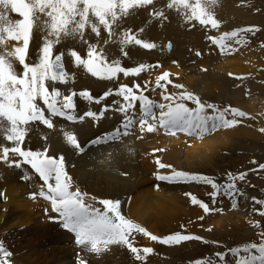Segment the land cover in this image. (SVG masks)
Segmentation results:
<instances>
[{"label":"bare ground","instance_id":"1","mask_svg":"<svg viewBox=\"0 0 264 264\" xmlns=\"http://www.w3.org/2000/svg\"><path fill=\"white\" fill-rule=\"evenodd\" d=\"M155 8L152 4L130 9L129 14L121 17L114 25L116 35L112 37L113 42L104 43V40L108 37L103 29L101 30V38H96L89 30L85 40L93 44L99 43L108 61L120 59L123 67H134L140 63L151 65L146 63H151V59L162 52V42L166 38L175 36L179 42L185 39L181 34L182 27H174L170 24L169 20L173 16L165 14L166 18H158L151 13ZM10 14L9 11L7 15L12 20L20 18L18 14ZM178 15H180L179 19L175 17L174 19L177 22L184 23V16L181 13ZM128 29L131 30L132 34H138V38L154 43L156 47L144 49L140 45L129 44L127 45L129 48L127 50L128 54L118 56L119 53H122L119 44L120 34ZM141 29H143V32H140ZM219 32H222V30ZM42 35V33L36 32V36L42 37ZM14 43L9 42L8 48L11 49ZM62 43L68 45V48L77 45L82 54H86V46L77 41L67 39ZM173 48V51L178 50L181 57L185 54L183 48L179 47L177 43ZM168 50H171V48ZM246 50L247 47H244L238 54L232 56L230 50L226 48L221 57V59L225 58L222 62L212 64V66L208 64L207 60L201 62L204 63V66H210V73L215 79L213 85L210 81L195 76L194 74L197 72L190 64L181 68L178 65L169 63L167 70L179 74V78L173 82L172 89H176L175 84L184 85L183 89L186 88L191 93L195 91L194 94L200 96L203 103L211 104L209 99L221 96L216 95L212 87L220 89L221 93L223 91V87L216 85V82L219 84L220 80L225 79V76L220 74L221 71L246 74V70H249L245 68L246 63L243 59H246L247 54H250V56L252 54L253 57L255 53L253 49L249 52ZM240 54H243V56ZM135 55H138V60L133 58ZM64 61L65 70L70 74H74V79L70 80L69 83H56V87L64 95H69L71 92L78 94L82 90H89L94 98L99 99L109 90L111 92L114 90V93H116L120 85H128L137 90L133 84L141 83L140 75L143 71L135 76L118 73L116 78L108 80L94 77L85 68L76 67L67 54ZM14 63L17 71H22L19 63ZM254 69L251 70L254 71ZM144 72L147 73H144L146 75H151L152 79L158 76L153 67L146 68ZM111 82L114 83L107 86ZM149 83L154 85L150 81ZM166 86L169 85L166 84ZM49 87L51 89V85ZM166 91L173 93L168 88H166ZM151 92L150 96L156 98L154 101L157 105L153 110L158 113V105L166 103L162 96L165 89L161 90L158 87V89L151 90ZM230 99L236 101V98L233 99L232 97ZM249 99V103L246 105L249 104L251 109L258 104L263 105L260 101L261 98L257 96V92L254 90H252ZM123 101V97L113 94V92L102 99L99 104L95 103V100L88 101L77 95L75 100V114L77 116L83 115L88 110L99 114L107 106V111L104 112L103 117L99 120L85 117L83 121L77 120L75 122L69 121L65 117H53V128L37 121L38 126L33 124L28 126V134L24 145L26 149L32 151L47 150V154L54 157L62 154L65 158V166L68 169L72 167L81 183L85 184L88 189L103 198L113 197L114 200H120V211L126 218L140 224L153 235L159 237L178 231L184 234L199 235L197 231H204L207 227L205 224L208 221L214 227L215 233H223L221 221L227 223L232 231L237 232L239 228L247 227V223L255 220L257 212H254L251 206L250 198L253 195L251 190H243L245 193L242 196L243 201L240 199H238V202L237 199L229 201L223 195H218L215 198L210 197L209 194L214 189L208 184L196 181H160L157 179V174L170 175L172 168H174L179 171L213 177L218 183L228 181L227 173H240V166H245V162L248 163L252 159L249 156L256 155L253 151H257L258 141L261 138L258 129L264 128V107L256 112L251 111L252 119H247L243 123L223 131L217 128L213 129L209 125L207 129L193 128L189 131L173 129L172 131L175 134H172V132H168V130L159 126H157V130L151 132L141 129L139 126L141 105L140 107L137 105L134 110L129 111L128 115L132 116L134 121L128 129H124L122 125L126 119L125 114L117 110ZM103 103L104 106H102ZM186 103L189 107H196L191 100L186 101ZM228 118H232L230 114ZM116 129H120V134L116 132ZM65 131L74 133L83 149L89 151L85 155L82 153L83 156H81L80 151L66 143L63 135ZM125 131L128 132L127 135L124 134ZM207 133L212 135L205 138ZM191 135L194 137H191ZM1 139L0 144H6ZM94 140L97 142L92 143ZM245 147L255 149L252 150V155L240 151ZM158 154L164 156L161 163L171 165L172 168L162 169L157 166ZM19 159L22 160L23 158ZM232 167H234L233 171ZM248 174L252 175L254 172ZM260 174L264 176V172ZM23 175H27L26 181L22 180ZM38 182L41 186L42 180L31 165L22 163V166L16 167L0 161V242H3L7 251L13 249L15 252L14 260L8 259L10 264H79L81 258L85 259L87 264H188V262H193L208 252L204 246L193 249L191 244L194 240L183 242L180 245H167L153 241L143 233L134 232L130 237L134 246L154 249L153 253L147 254L146 260L138 261L127 246L123 244H111L98 253L92 252L90 245L79 244L77 234L62 225L61 228L69 232L71 236L63 233V238H59L50 247L42 248L38 254L37 236L30 228L34 224H39L38 213L31 209L32 204L22 198L19 190L20 188L23 191L26 185L37 184ZM32 191H35V188H32ZM38 193L36 198L42 200V205L48 211L52 210L50 201L40 197ZM189 193L207 203L210 211L205 213L202 207L193 204L190 195H188ZM96 200L88 197L86 203H93L94 207L102 209V205L96 206ZM247 200L250 201V204ZM4 206L8 208L7 212L1 210ZM26 206H29V209ZM51 214H53V222L61 224L58 221L61 218L56 216L57 213L52 210ZM200 217H203V219H200ZM19 225L27 228L22 232H17L14 227ZM19 235H21L20 238H18ZM24 240H26V243H23Z\"/></svg>","mask_w":264,"mask_h":264},{"label":"snow or ice","instance_id":"2","mask_svg":"<svg viewBox=\"0 0 264 264\" xmlns=\"http://www.w3.org/2000/svg\"><path fill=\"white\" fill-rule=\"evenodd\" d=\"M154 0H0V138L6 144H0V161L10 166L20 167L22 163L31 165L35 173L42 180L38 195L51 203L53 212L58 213L63 220V226L70 228L77 234V242L81 245H90L92 252H100L111 244H123L134 254L138 261L146 260L147 254L154 252L150 247L139 248L130 240L132 234L143 233L153 241L167 245H180L183 242L199 240L209 243L203 237L194 234L175 232L164 237L153 235L146 228L126 218L120 211L121 201L116 199H102L99 203L103 208H96L91 203H86L88 193L82 192L78 187L73 189L72 178L65 166L64 156L54 157L45 151H32L26 149L24 142L28 134V126L33 122H42L49 128H53V117H65L69 121H83L85 117L99 120L107 111V106L99 114L91 110L83 115L75 114L76 104L74 97H80L99 104L102 99L112 94L111 90L97 99L89 90L80 93L71 92L64 95L56 83H69L74 79V74L65 70V52L54 55V48L62 41L71 39L86 46V54L82 56L76 47H70L67 55L73 60L76 67H84L91 75L101 79H114L118 73L124 75H139L146 68L153 67L143 63L134 67H123L120 59L108 61L106 54L99 43L93 44L85 40V33L89 31L96 38H101V30L107 33L104 43H110L116 35L114 25L117 21L129 14L130 9L152 5ZM218 0H169L167 8L176 9L187 22L198 21L201 25H211L217 28L221 23L214 13V6ZM19 15V19L12 20L8 12ZM152 15L158 18H166L164 11L154 10ZM259 29L254 27L239 28L224 33L220 38H211L218 44L221 51L231 48L226 40H235L236 43H246L242 35L245 32H254ZM34 32L42 33L41 43L36 49V59L29 60L30 42L34 38ZM143 32V29L140 30ZM9 42H15L11 49ZM119 44L121 52L127 55L124 48L129 44L140 45L144 49H153L154 43L146 42L138 38V34H132L131 30H125L120 34ZM199 54V53H197ZM14 62H18L22 71L18 72ZM170 73L165 71L156 78V85L164 88L162 93L164 101L158 105L159 112L153 109L156 102L144 95L143 90L137 94L128 85H120L116 95L123 97L124 103L117 110L125 114V122L122 127L128 129L134 118L128 115L135 109L136 102L141 105L139 126L147 131L157 130V125L172 134V130L189 131L193 128H232L241 121L238 117L248 114L238 108L227 107L220 109L214 104H205L200 97L189 91L168 93L166 81L171 84ZM51 85V89L49 87ZM177 89H183L184 85L175 84ZM140 88L139 84L135 85ZM191 100L196 107H189L186 101ZM213 109L212 114L207 110ZM47 113V115H46ZM229 114L232 118H228ZM120 129H116L119 132ZM264 131V129H261ZM128 134L127 131L124 132ZM66 143L80 152L83 147L78 142L77 136L69 131L63 133ZM94 140L92 143H96ZM11 146H8V145ZM19 158H23L22 160ZM254 162V161H253ZM160 168H172L171 165L156 161ZM264 169V164L259 165ZM228 181L218 183L213 177L202 174L179 171L172 168L170 175L157 174L160 181L188 182L196 181L210 185L214 191L209 195L212 198L218 195H226L233 199L245 195L237 186V181H243L246 172L238 174L227 173ZM37 193H33L35 198ZM191 202L203 208L205 213L210 211L209 205L189 193ZM260 208H253L260 216H264V199L252 197ZM92 200H96L92 197ZM235 206V205H234ZM203 219V217H200ZM259 227V221H252ZM259 242H247L228 248L224 252H216L213 256L197 259L190 264H228L229 257L235 258L234 264H264V232L260 233ZM217 243V242H213ZM11 255L0 242V264H10L8 257ZM79 264H87L83 258Z\"/></svg>","mask_w":264,"mask_h":264},{"label":"rangeland","instance_id":"3","mask_svg":"<svg viewBox=\"0 0 264 264\" xmlns=\"http://www.w3.org/2000/svg\"><path fill=\"white\" fill-rule=\"evenodd\" d=\"M159 1H161V2L159 3ZM168 2H169V0H155L153 5H154V7H156L155 10L156 9L161 10L163 8L162 10L164 11V14L173 16V18H171L169 20L170 24H172L174 27H177V26L182 27L181 34L184 36L185 39L182 42H179V40H176L175 36H170V37L166 38L162 42V52L160 54H158L156 57H153L151 59V63L149 62L146 64L153 65L154 71L156 73H158V76L162 75V73L165 71L170 73L169 79L172 81V83L168 84L169 86L166 88H168L173 93H176V92L178 93V92L184 91V90H186V88L185 89H179V90L177 88L172 89L173 82L176 81L177 78H179V74L171 73L169 70H167L168 69L167 66L169 65V63L178 65L181 68L190 64V66H193L195 68L194 71L197 72L196 74H194L195 76H200V78L202 77L204 80L210 81L213 85V83L215 84V79L213 78V76L210 73V68H209L210 66L209 67L204 66V63H201V62L204 60H207L208 64L212 66V64L222 62L225 58L221 59V57L223 56V51H221L220 46L218 44H215L211 38L212 37H216V38L222 37L224 33L231 32V31H233L235 29H239V28L254 27V28L259 29L258 31H254V32L242 33V35L246 38V41H247L246 43H236L235 40H226L225 41L226 43L231 45V48H228V49L230 50L232 56L238 54L241 51V49H243L244 47H247V50H246L247 52H249L251 49L254 50V51L252 50L255 53L253 57H252V54H251V56H250V54H247L246 59H243L246 63L245 68L249 69L250 71L246 70V74L221 71L220 74L224 75L225 79L220 80V83L222 84V86L220 83H219L220 84V86H219V84H217V82H216V85H218V87H223L222 93H221L220 89H215L212 86H210V87H212V89L216 93V95H221V96H218V98L214 97V98L209 99L211 104H214V105L218 106L219 108H227L229 106L234 107V108L239 107L238 109L248 113V115L245 117L237 118L241 121L240 123H243L247 119H252V116L250 115V114H252L251 111L256 112V111H259L261 109V107H264V0H218V3L214 6V13H215V17L221 23L219 24V26L217 28H212L210 24L209 25H201L198 21L187 22L185 20V21H183L184 23L177 22L174 19V17L176 19H179L180 15H178V14L180 12H178L174 8L173 9L167 8L165 5ZM157 4L159 7L157 6ZM165 10H166V12H165ZM153 11L154 10H152L151 13H153ZM11 14H12V12H11ZM220 30H222V32H219ZM88 32L89 31H86L84 38H87ZM41 38L42 37H40V36H36V32H34V38L30 42V49H29V60L30 61H34L36 59L35 53H36L37 47L41 43ZM168 40H172V42H174V44H173L174 47H175V44L177 43V45L179 47L183 48V50L185 51V54L181 57V55H179L178 50L173 51V49H174L173 47H172L173 49L168 50L167 49V41ZM250 44H252V45L250 46ZM67 46L68 45H66L65 43H62V42L60 44L56 45L54 48V55L58 54L60 52H65L67 54V50L69 49ZM74 47H76L77 51H79L80 54L83 56L84 53L82 54L81 49L77 45H74ZM128 49H129L128 46H127V48L126 47L124 48V51L127 52V54H128V51H127ZM184 51H183V53H184ZM256 52H258V53L256 54ZM197 53H199V54H197ZM122 55H123L122 53L118 54V56H122ZM240 55L243 56V54H240ZM232 56H230V57H232ZM248 57L253 59V60L249 59ZM133 58L135 60L139 59L138 55H135ZM254 59H256V60H254ZM258 60H260V61H258ZM229 61H233V60H229ZM253 62L255 65L253 64ZM64 66H65V61H64ZM251 67H253V68H251ZM254 67H255V69H254ZM78 68L84 69V67H82V66L78 67ZM251 69H254V71ZM144 73H146V72L143 71V73H142L144 79L142 78V75H140V79H141L140 80L141 83H139L140 88L137 90H135V89H133V90L137 94H139L140 91L143 90L144 95H147L150 99H152L154 101L156 98L151 97L150 93L152 94L151 90L158 89V86L156 85V78L158 76L154 77V79H152L151 75H146L147 73L146 74H144ZM77 77L79 78L78 75H77ZM149 81L154 85H151L149 83ZM113 83L114 82H111L107 86H110ZM161 83L167 84L166 81H162ZM136 84H138V83L133 84V86L135 87ZM160 89L162 90L163 88H160ZM252 90L257 92V96L261 98L260 101L263 103V105L258 104L256 106H254L252 109L257 107L254 110H252L249 107V104L246 105L247 103H249V100H250L249 98L251 97ZM112 92H113V94H115L114 90H112ZM192 92L195 93V91H192ZM232 97H233V99L236 98V101L230 99ZM202 98H203V96H202ZM76 99H77V96H75L74 101ZM261 102H259V103H261ZM123 103H124V101L121 102L120 106L123 105ZM238 104H239V106H237ZM137 105L140 107L139 101L136 102L135 106H137ZM102 106H104V103ZM241 108H243V109H241ZM245 109H247V110H245ZM213 111H214L213 109L207 110L208 114H212ZM263 115H264V108H263ZM31 124L38 126V124L36 122H33ZM217 129L220 131L225 130V128H217ZM261 129H264V128L258 129V133L261 135L260 141H258V146H257L258 149L256 152L253 151V153H255L256 155L251 154L252 150H255V149H252L250 147H245L243 149H240V151L242 153L252 155V156H249L252 159L248 163L246 161L245 166H240V169H239L240 172H246L247 176L245 177V179L243 181H237V186L240 189L253 191V195L250 198L252 208L262 207L260 205H256L254 200L252 199V197L264 199V176L260 174V173L264 172V169L259 168L260 164H264V131H261ZM168 132H170V131H168ZM118 134H120V133L118 132ZM211 135H212L211 133H207L205 135V138H208ZM110 137H111V135H110ZM191 137H194V136L191 135ZM1 140L4 143H7L3 139H1ZM108 145H110V144H108ZM83 151L84 152H81V154H80L81 156H83V154L85 155L89 150L85 151V149H84ZM157 157H158V160L160 162L162 160H164V156L162 154H158ZM64 160H65V158H64ZM21 166H22V164H21ZM157 166H159V165H157ZM233 169H234V167H232V171H233ZM66 170L72 178L73 189L78 187L82 192L88 193L89 198H92V197L97 198L96 206L101 205L99 203V200H102V199L114 200L113 197L103 198L100 195H98V194L92 192L90 189H88L85 186V184L81 183L79 177L76 175L75 170L72 167L70 169H68V167H66ZM252 171L254 172V174H252V175L248 174L249 172H252ZM22 180L26 181L27 175H23ZM75 182H77V184H75ZM226 182L227 181H225L223 183H226ZM39 187H40V183L38 182L37 184L31 183L29 185H26L25 188L23 189V191L19 188L20 195L22 196V198H24L28 202H30L32 204L31 209L34 212L38 213L37 219L39 221V224H34L33 226L30 227L33 229V232H35V235L37 236V240H38V246H37L38 251L37 252H38V254L42 248L50 247L52 244H54L56 241H58L59 238H63L62 237L63 233H65L67 236H71V234L69 232H67L61 228L63 225V221H61V219L58 220L61 224H57V223L53 222V214H51L52 210L50 209L48 211L47 208H45L42 205V200H39L36 197L33 198L32 194L34 192L38 193V191L40 189ZM32 188H35V191H32ZM2 195H3V193H2ZM223 196L227 197V199L229 201L231 199H233V198L226 196V195H223ZM87 198H86V201H87ZM236 199L238 202L239 201L238 199L242 200V196H237ZM4 202H2V203H4ZM247 202L250 204L249 200H247ZM91 204H93V203H91ZM26 207H27V209H29V206H26ZM1 210H4L5 212H7L8 208L6 206H4V207H2ZM56 216L60 218L58 213ZM254 221H259V227L254 226L252 221H250L249 223H247L248 224L247 227L239 228L237 232L232 231L227 223L221 221V230L223 232L221 234L219 232L215 233L214 227L212 225H210V223H209L210 221H208L205 224V225H207V227L205 228L204 231H197L199 233V235H197V236L203 237L209 243H204L203 241L194 240L193 244H191V247L193 249L199 248L201 246L206 247V250L208 252L198 258V259H200V258H204V257L213 256V254L216 252H224L228 248H231V247L237 246V245H241L243 243L253 242V241L259 242L261 239L260 233L264 232V216H260L257 213V217L255 218ZM219 223H218V226H219ZM26 228H27L26 226H22V225L14 227V229L17 232H22ZM66 229L71 230L70 228H66ZM20 237H21V235H19L18 238H20ZM213 242H217V243H213ZM23 243H26V240H24ZM8 252L11 253V255L8 257V259L14 260L13 257L15 255V252L13 251V249H9ZM29 257L33 258L32 256H29ZM227 259H228V264H234L235 258L229 257ZM189 263L190 262H188V264Z\"/></svg>","mask_w":264,"mask_h":264}]
</instances>
